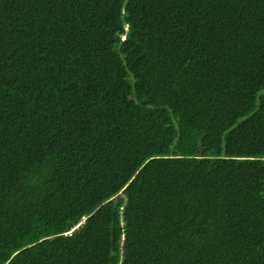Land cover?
Returning a JSON list of instances; mask_svg holds the SVG:
<instances>
[{
	"label": "trees",
	"instance_id": "trees-1",
	"mask_svg": "<svg viewBox=\"0 0 264 264\" xmlns=\"http://www.w3.org/2000/svg\"><path fill=\"white\" fill-rule=\"evenodd\" d=\"M261 157L264 0H0V264H264Z\"/></svg>",
	"mask_w": 264,
	"mask_h": 264
},
{
	"label": "snow or ice",
	"instance_id": "snow-or-ice-1",
	"mask_svg": "<svg viewBox=\"0 0 264 264\" xmlns=\"http://www.w3.org/2000/svg\"><path fill=\"white\" fill-rule=\"evenodd\" d=\"M261 159H264V157H261ZM124 259H125V262H126L127 261V254L126 253H125Z\"/></svg>",
	"mask_w": 264,
	"mask_h": 264
},
{
	"label": "rangeland",
	"instance_id": "rangeland-1",
	"mask_svg": "<svg viewBox=\"0 0 264 264\" xmlns=\"http://www.w3.org/2000/svg\"><path fill=\"white\" fill-rule=\"evenodd\" d=\"M125 38V37H124Z\"/></svg>",
	"mask_w": 264,
	"mask_h": 264
}]
</instances>
